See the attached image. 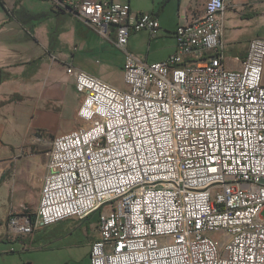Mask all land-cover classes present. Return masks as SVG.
I'll list each match as a JSON object with an SVG mask.
<instances>
[{
  "label": "built area",
  "instance_id": "2783aa9c",
  "mask_svg": "<svg viewBox=\"0 0 264 264\" xmlns=\"http://www.w3.org/2000/svg\"><path fill=\"white\" fill-rule=\"evenodd\" d=\"M51 1L105 39L115 30L124 52L132 32L161 29L113 0ZM225 10L207 0L164 61L126 52V89L68 67L82 125L54 138L39 208L11 216L16 234L99 212L91 264H264V39L229 71Z\"/></svg>",
  "mask_w": 264,
  "mask_h": 264
},
{
  "label": "crops",
  "instance_id": "0c3cea01",
  "mask_svg": "<svg viewBox=\"0 0 264 264\" xmlns=\"http://www.w3.org/2000/svg\"><path fill=\"white\" fill-rule=\"evenodd\" d=\"M130 5L131 18L148 13L160 31L132 32L126 52L142 63L164 61L177 50L179 25L200 21L207 0H113ZM223 55L229 71H240L249 43L264 39V0H225ZM0 3V264H45L46 250L68 249L76 259L83 240L65 246L78 231L91 246L99 239V221L70 219L31 235L9 226L12 215H35L47 175L54 138L82 125L78 112L84 97L67 74L72 66L126 89V52L116 33L104 38L73 13L55 10L51 0H2ZM122 77L120 84L117 78ZM264 82V74H263ZM63 131V132H62ZM59 244H62L59 246ZM73 252V254H72Z\"/></svg>",
  "mask_w": 264,
  "mask_h": 264
},
{
  "label": "rangeland",
  "instance_id": "374dc122",
  "mask_svg": "<svg viewBox=\"0 0 264 264\" xmlns=\"http://www.w3.org/2000/svg\"><path fill=\"white\" fill-rule=\"evenodd\" d=\"M117 78L119 83L121 84L122 77H119V75H117ZM93 216L98 219L99 212L95 213ZM262 216L264 217V211ZM80 240H83V242L81 243L82 247L78 249V255H76L75 253L73 254V252L72 254L76 257V259H81V262L79 264H91L88 246L89 240L84 232L78 231L71 238H67V241H65V246H69L71 243H75L76 241ZM61 245L62 244H59V246ZM70 257L71 252L68 249L64 248L60 250V248L56 249L55 247H53L46 250L45 264H75L70 262Z\"/></svg>",
  "mask_w": 264,
  "mask_h": 264
},
{
  "label": "trees",
  "instance_id": "16d2710c",
  "mask_svg": "<svg viewBox=\"0 0 264 264\" xmlns=\"http://www.w3.org/2000/svg\"><path fill=\"white\" fill-rule=\"evenodd\" d=\"M0 3L3 5V2H2V0H0Z\"/></svg>",
  "mask_w": 264,
  "mask_h": 264
}]
</instances>
